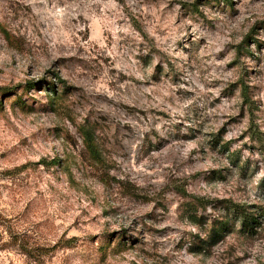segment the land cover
Returning a JSON list of instances; mask_svg holds the SVG:
<instances>
[{
	"label": "rangeland",
	"instance_id": "374dc122",
	"mask_svg": "<svg viewBox=\"0 0 264 264\" xmlns=\"http://www.w3.org/2000/svg\"><path fill=\"white\" fill-rule=\"evenodd\" d=\"M230 203L264 212V0H0V264H264Z\"/></svg>",
	"mask_w": 264,
	"mask_h": 264
},
{
	"label": "trees",
	"instance_id": "16d2710c",
	"mask_svg": "<svg viewBox=\"0 0 264 264\" xmlns=\"http://www.w3.org/2000/svg\"><path fill=\"white\" fill-rule=\"evenodd\" d=\"M49 164L52 166L59 165V161L54 159ZM225 209L228 217L218 221L216 229L212 230V238L222 237L225 232L230 231L229 229L234 224L239 226L241 233L252 235L259 226V220L264 217V212L261 209L251 210V208L243 205H232L230 203ZM230 225H232L231 228Z\"/></svg>",
	"mask_w": 264,
	"mask_h": 264
}]
</instances>
